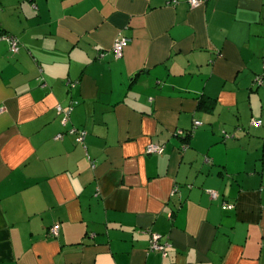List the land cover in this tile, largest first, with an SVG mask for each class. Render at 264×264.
Masks as SVG:
<instances>
[{
    "label": "crops",
    "instance_id": "0c3cea01",
    "mask_svg": "<svg viewBox=\"0 0 264 264\" xmlns=\"http://www.w3.org/2000/svg\"><path fill=\"white\" fill-rule=\"evenodd\" d=\"M0 28V264H264V0H0Z\"/></svg>",
    "mask_w": 264,
    "mask_h": 264
},
{
    "label": "built area",
    "instance_id": "2783aa9c",
    "mask_svg": "<svg viewBox=\"0 0 264 264\" xmlns=\"http://www.w3.org/2000/svg\"><path fill=\"white\" fill-rule=\"evenodd\" d=\"M188 2V4L191 7H198L203 5L207 0H186ZM165 2L168 5L171 6H175L179 0H165ZM0 40L1 41H6L9 44V50L12 53H17L20 49V43L18 41V39L8 33H0ZM129 43V38L127 37H119L115 40L114 45H113V52L116 58L120 57L122 55L123 49L127 46V44ZM262 65H264V59H262ZM264 67V66H262ZM256 80L258 82V84L262 83V80H264V68H262V73L258 74V76L256 77ZM41 82H43L42 79H40ZM73 108V104H70L68 106L67 109H62L61 106H56V109L58 112L62 113L63 116L61 118V123L63 125H66L69 121V114L71 109ZM3 111V108L0 106V112ZM261 123L260 120H252V124L253 125H259ZM201 125V122L198 120H195L193 123V128H196L198 126ZM69 133H75L76 134V141L77 142H83V139L86 135L85 130H78L75 128H70L67 130ZM192 131V130H191ZM191 133V132H189ZM177 134L182 135L183 132L181 130L177 131ZM62 134L58 133L56 135V138H61ZM183 148H185V145L183 146ZM163 146L160 144H156V143H150L146 146V153L147 154H161L163 152ZM211 195L213 197L216 196L215 192H211ZM59 230H60V225L59 223H54L51 227H49L48 229V233L49 235L52 236H58L59 234ZM169 244L167 242H162L161 241V236L160 234L157 233H151L150 235V242H149V250L152 251H157L160 252L163 256L167 255V249L169 248Z\"/></svg>",
    "mask_w": 264,
    "mask_h": 264
},
{
    "label": "trees",
    "instance_id": "16d2710c",
    "mask_svg": "<svg viewBox=\"0 0 264 264\" xmlns=\"http://www.w3.org/2000/svg\"><path fill=\"white\" fill-rule=\"evenodd\" d=\"M0 33H7V32H4L1 28H0ZM9 34V33H8Z\"/></svg>",
    "mask_w": 264,
    "mask_h": 264
}]
</instances>
